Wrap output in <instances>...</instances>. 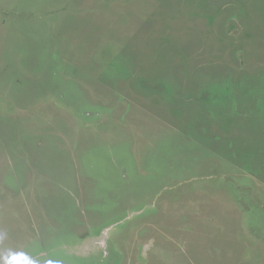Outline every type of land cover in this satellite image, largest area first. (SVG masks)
I'll use <instances>...</instances> for the list:
<instances>
[{"label":"rangeland","instance_id":"rangeland-1","mask_svg":"<svg viewBox=\"0 0 264 264\" xmlns=\"http://www.w3.org/2000/svg\"><path fill=\"white\" fill-rule=\"evenodd\" d=\"M0 264H264V0H0Z\"/></svg>","mask_w":264,"mask_h":264}]
</instances>
